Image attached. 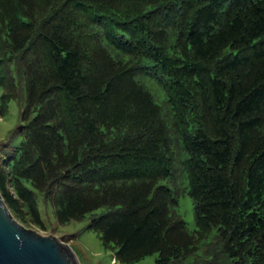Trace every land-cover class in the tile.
Segmentation results:
<instances>
[{
  "label": "trees",
  "instance_id": "obj_1",
  "mask_svg": "<svg viewBox=\"0 0 264 264\" xmlns=\"http://www.w3.org/2000/svg\"><path fill=\"white\" fill-rule=\"evenodd\" d=\"M0 86L20 222L47 228L41 193L121 263L264 264V0H0Z\"/></svg>",
  "mask_w": 264,
  "mask_h": 264
},
{
  "label": "rangeland",
  "instance_id": "obj_2",
  "mask_svg": "<svg viewBox=\"0 0 264 264\" xmlns=\"http://www.w3.org/2000/svg\"><path fill=\"white\" fill-rule=\"evenodd\" d=\"M146 84L154 93L156 101L163 104L165 97L163 90L154 82H146ZM3 92L4 88L0 86V158L9 155L14 147L20 145L23 140V136L17 131V128L21 123L24 102L15 99L3 109L1 100ZM163 183L173 185L169 180H165ZM181 185L185 189L180 194L177 210L185 220L188 229L194 231L197 228L194 202L186 191L189 188L187 180L181 181ZM39 205L47 228L41 229L32 223H21L43 235H55L61 241L66 242L73 249L79 264H155L156 262L158 253L148 255L140 261L121 263L116 260V248L107 247L101 234L88 228L89 217L80 221L60 224L55 216L53 205L46 202L41 193H39ZM106 210L103 207L96 210L95 213L101 214ZM198 258L202 259L201 250L189 257L185 264H196Z\"/></svg>",
  "mask_w": 264,
  "mask_h": 264
},
{
  "label": "water",
  "instance_id": "obj_3",
  "mask_svg": "<svg viewBox=\"0 0 264 264\" xmlns=\"http://www.w3.org/2000/svg\"><path fill=\"white\" fill-rule=\"evenodd\" d=\"M0 264H79L73 249L55 235L27 228L0 191Z\"/></svg>",
  "mask_w": 264,
  "mask_h": 264
}]
</instances>
